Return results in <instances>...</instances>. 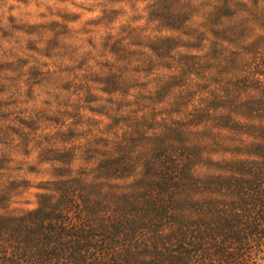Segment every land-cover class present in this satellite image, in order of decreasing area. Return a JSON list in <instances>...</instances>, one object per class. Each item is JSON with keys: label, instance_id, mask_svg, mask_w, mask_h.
Segmentation results:
<instances>
[{"label": "clouds", "instance_id": "1", "mask_svg": "<svg viewBox=\"0 0 264 264\" xmlns=\"http://www.w3.org/2000/svg\"><path fill=\"white\" fill-rule=\"evenodd\" d=\"M129 255L264 264V0H0V264Z\"/></svg>", "mask_w": 264, "mask_h": 264}, {"label": "trees", "instance_id": "2", "mask_svg": "<svg viewBox=\"0 0 264 264\" xmlns=\"http://www.w3.org/2000/svg\"><path fill=\"white\" fill-rule=\"evenodd\" d=\"M239 187V185H237V188ZM48 214H41V213H38L37 214V217H36V220L34 221V223L37 224V227L35 229V232L32 234V237L33 239H36L38 238L40 235H43L44 233H42V229L44 228L45 224V218ZM56 227L55 225L51 224V223H48L47 224V230L48 232L50 233L53 228ZM87 243V241H86ZM112 264H136V260H135V257L129 255V257L127 258V260H114L112 261Z\"/></svg>", "mask_w": 264, "mask_h": 264}, {"label": "rangeland", "instance_id": "3", "mask_svg": "<svg viewBox=\"0 0 264 264\" xmlns=\"http://www.w3.org/2000/svg\"><path fill=\"white\" fill-rule=\"evenodd\" d=\"M171 183H172V180L168 177L167 174H165L161 180V187L163 188L164 185L171 184ZM41 214L45 215L46 213L41 212Z\"/></svg>", "mask_w": 264, "mask_h": 264}]
</instances>
